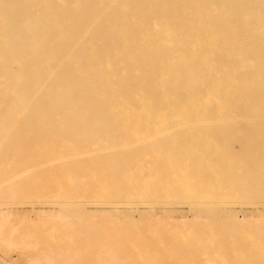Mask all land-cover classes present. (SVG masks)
I'll use <instances>...</instances> for the list:
<instances>
[{"label":"rangeland","instance_id":"1","mask_svg":"<svg viewBox=\"0 0 264 264\" xmlns=\"http://www.w3.org/2000/svg\"><path fill=\"white\" fill-rule=\"evenodd\" d=\"M211 263L264 264V0H0V264Z\"/></svg>","mask_w":264,"mask_h":264},{"label":"bare ground","instance_id":"2","mask_svg":"<svg viewBox=\"0 0 264 264\" xmlns=\"http://www.w3.org/2000/svg\"><path fill=\"white\" fill-rule=\"evenodd\" d=\"M222 2H223V1H222ZM233 3H234V2H233ZM236 3H237V2H236ZM236 3H235V4H236ZM255 4H256V2H255ZM221 5H222V4H221ZM211 6H212V5H211ZM14 10H15V8H14ZM231 10H232V9H231ZM232 12H233V10H232ZM162 13H163V12H162ZM164 13H165V12H164ZM232 14H233V13H232ZM55 15H56V14H55ZM79 15H80V14H79ZM225 16H226V15H225ZM85 18H86V17H85ZM180 18H181V17H180ZM234 19H235V18H234ZM238 19H239V18H238ZM93 21H94V20H93ZM95 21H96V20H95ZM95 21H94V22H95ZM213 21H214V20H213ZM233 21H234V20H233ZM233 21H232V22H233ZM238 21H239V20H238ZM229 22H230V21H229ZM135 23H136V22H135ZM166 23H167V22H166ZM220 23H221V22H220ZM222 23H223V22H222ZM164 25H165V24H164ZM232 25H233V24H232ZM232 25H231V26H232ZM154 26H155V25H154ZM242 26H243V23H242ZM233 27H234V26H233ZM220 28H221V27H220ZM237 28H238V27H237ZM89 29H90V28H89ZM173 29H174V28H173ZM245 29H246V28H245ZM32 30H33V29H32ZM126 31H127V30H126ZM241 31H242V30H241ZM221 33H222V32H221ZM254 33H255V32H254ZM86 35H87V34H86ZM151 35H152V34H151ZM154 35H155V34H154ZM79 38H80V37H79ZM172 41H173V40H172ZM70 43H71V42H70ZM76 45H77V44H76ZM76 45H75V46H76ZM86 46H87V45H86ZM106 47H107V46H106ZM32 48H33V47H32ZM32 48H31V49H32ZM75 48H76V47H75ZM33 49H34V48H33ZM116 49H117V48H116ZM71 52H72V51H71ZM71 52H70V53H71ZM116 54H117V53H116ZM106 55H107V54H106ZM38 57H39V56H38ZM67 57H68V56H67ZM67 57H66V58H67ZM138 57H139V56H138ZM98 58H99V56H98ZM91 60H92V59H91ZM94 60H95V59H94ZM53 62H54V61H53ZM77 62H78V61H77ZM59 64H60V63H59ZM210 64H211V63H210ZM75 65H76V64H75ZM79 65H80V64H79ZM47 66H48V65H47ZM71 66H72V65H71ZM57 67H58V66H57ZM80 67H81V66H80ZM103 67H104V66H103ZM55 69H57V68H55ZM209 70H210V68H209ZM48 71H49V70H48ZM84 75H85V73H84ZM51 76H52V75H51ZM246 77H247V76H246ZM246 77H245V78H246ZM182 78H183V77H182ZM47 80H48V79H47ZM193 80H194V79H193ZM42 87H43V86H42ZM194 87H195V86H194ZM218 87H219V86H218ZM39 90H40V89H39ZM40 91H41V90H40ZM42 93H43V92H42ZM35 94H36V93H35ZM120 96H121V95H120ZM253 96H254V95H253ZM241 97H242V96H241ZM241 97H240V98H241ZM62 98H63V96H62ZM64 98H65V97H64ZM236 99H237V98H236ZM252 99H253V98H252ZM252 99H251V100H252ZM254 99H256V98H254ZM251 100H250V101H251ZM58 101H59V100H58ZM109 101H110V100H109ZM231 101L233 102L232 98H231ZM239 101H240V100H239ZM239 101H238V103H239ZM53 102H54V101H53ZM232 102H230V103H232ZM234 102H235V101H234ZM236 102H237V101H236ZM236 102H235V103H236ZM245 102H246V101H245ZM248 102H249V101H248ZM65 103H66V102H65ZM68 103H69V102H68ZM228 103H229V102H228ZM238 103H237V104H238ZM250 103H251V102H250ZM233 104H234V103H232V105H233ZM239 104H240V103H239ZM15 105H16V104H15ZM246 105H247V104H246ZM250 105H251V107H252V104H250ZM16 106H17V105H16ZM229 106H230V105H229ZM233 106H234V105H233ZM243 106H244V105H243ZM69 107H70V106H69ZM236 107H237V105H236ZM245 107H246V106H245ZM244 109H245V108H244ZM250 109H251V108H250ZM197 110H198V109H197ZM233 110H234V108H233ZM242 110H243V109H242ZM251 110H252V109H251ZM254 110H255V109H254ZM59 111H60V110H59ZM51 113H52V112H51ZM239 113H240V112H239ZM245 113H246V112H245ZM247 113H248V112H247ZM247 113H246V114H247ZM22 114H23V113H22ZM100 114H101V113H100ZM249 114H250V113H249ZM109 115H110V114H109ZM244 115H245V114H244ZM243 117H244V116H243ZM251 119H252V118H251ZM252 120H253V119H252ZM252 120H251V121H252ZM211 121H212V120H211ZM239 121H241V120H239ZM243 121H244V120H243ZM241 122H242V121H241ZM99 123H100V121H99ZM182 147H183V146H182ZM180 149H181V148H180ZM55 202H56V201H55ZM65 202H66V201H65ZM72 202H73V201H72ZM93 202L98 203V201H93ZM117 202H118V201H117ZM100 203H101V201H100ZM92 205H93V203H92ZM96 205H97V204H96ZM94 206H95V205H94ZM32 207H33V206H32ZM90 207H91V205H90ZM113 207H115V205H113L112 208H113ZM119 207H120V206H119ZM86 208H87V207H86ZM94 208H95V207H94ZM1 209H4V208H1ZM32 211H33V210H32ZM80 212H81V211H80ZM60 217L62 218V216H60ZM61 218H60V220H61ZM53 219H56V218H53ZM72 219H73V218H72ZM69 220H70V218H69ZM53 221H54V220H53ZM55 221H56V220H55ZM63 221H64V220H63ZM74 221H75V220H74ZM207 250H208V249H207ZM208 260H209V259H208ZM211 264H212V263H211Z\"/></svg>","mask_w":264,"mask_h":264}]
</instances>
